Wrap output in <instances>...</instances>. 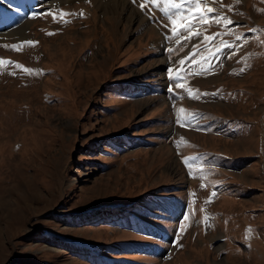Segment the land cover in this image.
Here are the masks:
<instances>
[{
  "label": "rangeland",
  "instance_id": "374dc122",
  "mask_svg": "<svg viewBox=\"0 0 264 264\" xmlns=\"http://www.w3.org/2000/svg\"><path fill=\"white\" fill-rule=\"evenodd\" d=\"M124 1L0 9V264H264V0Z\"/></svg>",
  "mask_w": 264,
  "mask_h": 264
},
{
  "label": "snow or ice",
  "instance_id": "6c2138e0",
  "mask_svg": "<svg viewBox=\"0 0 264 264\" xmlns=\"http://www.w3.org/2000/svg\"><path fill=\"white\" fill-rule=\"evenodd\" d=\"M155 2H156V0H143V2L141 3L140 6L143 10L150 11V9L147 7V5L155 3ZM193 3L196 4V8H195L193 15H188V12L191 11V9L182 8L179 3L172 4L173 8L181 9V11L177 12L176 15L181 16L182 19H180V20L172 19L171 20V23L173 25V27L171 28V32H172L173 36L182 37L184 39H187L189 42L191 41V39L193 37L200 35V33L198 31H196L195 29L198 27V25L200 24L201 21H206V17H205V15H203L205 10L200 7L199 0H193ZM4 7L12 8L13 7L12 0H0V9H2ZM15 10L17 12L20 11L18 6L15 7ZM206 11H207V15L209 18H212V19L215 18V15H214L212 8L209 7V8H207ZM228 24L233 25L234 27L238 26V25H236V22L231 21L230 19L228 20ZM215 38L216 37L206 36L205 40H213ZM244 38H247V36H245ZM177 42L179 43V39L177 40ZM226 47L231 48L232 45H227ZM198 48H199V45L193 46V56L196 55V50ZM168 51H171V49H169ZM233 51H235V49ZM213 52H214V55H209L207 58L201 57L202 62L205 64H208L212 59H214L215 55L222 54L219 49H215V50H213ZM232 54H233V52L229 53V56H228L229 59L231 58ZM189 61L191 63H198V61L192 59L191 57L189 58ZM179 64L184 65L185 60H183V59L180 60ZM17 67L19 68L20 65H17ZM24 71L31 73L33 70L25 68ZM180 79H181V77L179 75L173 77V80H174V82L177 83L178 87H182V85L179 84ZM185 163H187V161H185ZM214 195H215V193H213V196Z\"/></svg>",
  "mask_w": 264,
  "mask_h": 264
},
{
  "label": "bare ground",
  "instance_id": "6f19581e",
  "mask_svg": "<svg viewBox=\"0 0 264 264\" xmlns=\"http://www.w3.org/2000/svg\"><path fill=\"white\" fill-rule=\"evenodd\" d=\"M112 3L114 4V6L120 4V5H125V1L124 0H112Z\"/></svg>",
  "mask_w": 264,
  "mask_h": 264
}]
</instances>
